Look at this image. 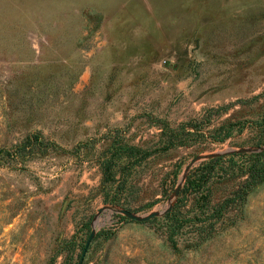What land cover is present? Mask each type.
Returning a JSON list of instances; mask_svg holds the SVG:
<instances>
[{
    "label": "rangeland",
    "instance_id": "obj_1",
    "mask_svg": "<svg viewBox=\"0 0 264 264\" xmlns=\"http://www.w3.org/2000/svg\"><path fill=\"white\" fill-rule=\"evenodd\" d=\"M263 108L264 0H0V148L62 147L0 161V264H264V181L195 248L159 219L193 160L253 149Z\"/></svg>",
    "mask_w": 264,
    "mask_h": 264
},
{
    "label": "trees",
    "instance_id": "obj_2",
    "mask_svg": "<svg viewBox=\"0 0 264 264\" xmlns=\"http://www.w3.org/2000/svg\"><path fill=\"white\" fill-rule=\"evenodd\" d=\"M228 106L230 105L224 108ZM231 125L230 123L225 125L221 129L222 134H217L213 138L223 141L233 132L243 129L238 127L234 131ZM250 128L251 137L254 138L250 147L253 149L209 156L186 167L184 180L172 206L159 217L164 239L173 249H178L179 237H183L185 246L195 248L235 223L236 214L242 210L249 193L264 181V108L258 112V117L252 121ZM169 133L171 145L177 143L175 140L181 139L173 130L170 129ZM185 141L178 140L182 144L186 143ZM90 142L92 139L80 142L74 149ZM124 150L128 151V158H131L132 153L135 152L134 155H137L140 152L139 148L133 145ZM58 151H62L60 145L52 140H46L39 131H34L26 134L12 147L0 148V161H18ZM145 154L141 153L140 157H144ZM121 159L122 154L114 150L98 162L102 186L117 181L118 174L123 175L122 170H117Z\"/></svg>",
    "mask_w": 264,
    "mask_h": 264
},
{
    "label": "water",
    "instance_id": "obj_3",
    "mask_svg": "<svg viewBox=\"0 0 264 264\" xmlns=\"http://www.w3.org/2000/svg\"><path fill=\"white\" fill-rule=\"evenodd\" d=\"M247 150H250V149H247ZM234 151H235L234 149L228 148L226 150H223V151L218 152L215 155L230 153V152H234ZM212 156H214V155H212ZM196 161H198V160H195V161L193 160V162H191V163H194ZM186 170H187V168H186ZM186 170H185V172H186ZM183 180H184V176H182L181 178H179V180H178V186H177V189L175 190V196H176L179 188L181 187V184H182ZM175 196H174V198H175ZM172 203L173 202H168V204H166L163 209L159 210V213L164 214L166 211H168L170 209V207L172 206ZM107 212L109 214V213H112L113 210L108 209ZM120 212L129 215L131 218H137L138 216H141L143 219H150V218H152V217H154V216L157 215V213H155V212L150 213V214H141V215L140 214H132V213H130L129 211H127L125 209H121ZM86 250H87V246H85L84 249H83L82 258L84 257V254H85Z\"/></svg>",
    "mask_w": 264,
    "mask_h": 264
}]
</instances>
